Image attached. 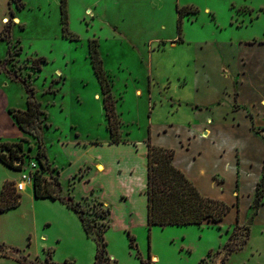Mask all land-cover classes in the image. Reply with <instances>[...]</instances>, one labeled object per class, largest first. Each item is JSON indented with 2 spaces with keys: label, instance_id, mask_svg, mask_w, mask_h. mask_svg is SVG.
Masks as SVG:
<instances>
[{
  "label": "rangeland",
  "instance_id": "obj_1",
  "mask_svg": "<svg viewBox=\"0 0 264 264\" xmlns=\"http://www.w3.org/2000/svg\"><path fill=\"white\" fill-rule=\"evenodd\" d=\"M67 10L63 24L60 0H0V63L34 87L42 110L41 134L22 131L3 107L26 110V88L0 71V136L21 142L23 161H0V184L22 194L0 213V264H95L81 217L107 241L101 264H264V0H68ZM93 39L120 120L114 144L126 145L110 144ZM149 135L203 195L231 206L221 222L148 226ZM95 157L109 163V185ZM23 171L32 182L18 190ZM37 174L61 181L83 213L33 197Z\"/></svg>",
  "mask_w": 264,
  "mask_h": 264
},
{
  "label": "trees",
  "instance_id": "obj_2",
  "mask_svg": "<svg viewBox=\"0 0 264 264\" xmlns=\"http://www.w3.org/2000/svg\"><path fill=\"white\" fill-rule=\"evenodd\" d=\"M62 22L68 20V0H60ZM22 6V5H21ZM184 13L178 10V30L181 33L182 21ZM0 40H6L3 32H0ZM178 40L182 41L181 35ZM90 54L92 57L93 68L98 81L101 85L102 92L105 94L104 103L108 119V128L111 134V142H120L119 124L120 120L116 115L114 100L112 98L110 86L107 82L106 71L103 67V60L100 57L98 44L96 39L90 41ZM41 61L45 58L38 57ZM34 66L41 69V64ZM0 71L8 74L13 80H17L23 84L27 92V109H15L10 107L8 112L14 116L19 128L26 133L41 134L42 120L40 119V102L36 100L35 89L19 74H12L6 67V63H0ZM25 138L23 137L22 140ZM148 160H147V223L149 227L159 226H187V225H203L206 222L215 224L221 222L225 216L231 211V206L225 201L205 196L200 189L191 181L183 170L174 164L175 152L171 148L157 146L152 143L151 135L147 140ZM17 146V147H15ZM21 142H0V161L12 169H22V154L19 153ZM6 150V152H5ZM38 157L47 159L46 151L43 146V139H39ZM20 159V164L17 160ZM44 164V163H43ZM262 181L264 182V166L262 169ZM34 196L36 198H52L60 200L68 206L74 208L77 212L83 213L81 208L74 200L73 195L61 196V181L57 180L56 187L52 188L49 182H43L40 174L34 175ZM13 182H5L0 192V213L18 207L22 203V194L16 190H11ZM261 194L258 192L253 201L256 210L261 205ZM83 227L89 237L98 242V248L95 256V264H101L105 257L107 241L103 232H94L92 225L81 217ZM251 221L248 223L250 225ZM248 234L251 233V227L247 228ZM4 248L0 244V249ZM5 256V255H4ZM70 264H74L70 262ZM143 264V259H142Z\"/></svg>",
  "mask_w": 264,
  "mask_h": 264
},
{
  "label": "crops",
  "instance_id": "obj_3",
  "mask_svg": "<svg viewBox=\"0 0 264 264\" xmlns=\"http://www.w3.org/2000/svg\"><path fill=\"white\" fill-rule=\"evenodd\" d=\"M19 17V16H18ZM18 17H16V21H18ZM20 18V17H19ZM20 20H21V18H20ZM11 107V104H9V103H7L6 105H4V107H3V109H4V111L6 112V114H7V116L11 119V120H13L14 121V118L12 117V115L8 112V109ZM207 120H206V123L209 125V124H212L213 122H214V120L211 118V115L210 114H207ZM210 121H212V123H210ZM15 123H16V121H15ZM17 124V123H16ZM13 125H14V123H13ZM18 125V124H17ZM204 128H206V127H204ZM4 129V128H3ZM209 129V131L211 132V134H212V130L210 129V128H208ZM203 130V129H202ZM202 132V131H201ZM201 136L203 137V134L201 133ZM0 139H2L4 142H10V141H7L8 140V138H3L2 136H0ZM12 143V142H11ZM79 142H77V144H78ZM110 144H114V143H110ZM114 145H117V146H119V145H126V144H114ZM130 145V144H129ZM145 145V151H147L148 150V145H147V143H145L144 144ZM175 158V157H174ZM93 161L94 162H96L97 163V166H96V168H97V170H98V173H99V178L98 179H100V180H102L103 181V183L105 184V185H109V181L107 180V179H102L104 176H107V173H108V167H109V163L108 162H105V161H101V160H99L97 157H95L94 159H93ZM118 165H116L117 166V171H118V169L120 168V166H121V160H120V158H118ZM108 164V165H107ZM111 167V169L114 171V167H115V165L114 164H112V166H110ZM146 174H145V176H146V180H145V189H146V187H147V164H146ZM182 170V169H181ZM186 174V173H185ZM4 182V181H3ZM3 182L0 184V188L2 189V187H3ZM102 183V184H103ZM31 188V192H32V195H33V197H35L34 196V188H33V184H31V185H29ZM82 186V185H81ZM0 189V190H1ZM118 190V189H117ZM121 192H123V190L122 189H120V191H119V193H121ZM145 196H146V200H147V194L145 193ZM36 198V197H35ZM214 198V197H213ZM219 199V198H218ZM36 200V199H35ZM147 214H148V206H147ZM156 257V256H155ZM154 257V258H155Z\"/></svg>",
  "mask_w": 264,
  "mask_h": 264
},
{
  "label": "built area",
  "instance_id": "obj_4",
  "mask_svg": "<svg viewBox=\"0 0 264 264\" xmlns=\"http://www.w3.org/2000/svg\"><path fill=\"white\" fill-rule=\"evenodd\" d=\"M36 166V164H34V167ZM32 182V176L29 172H24L22 174V179L21 182L18 183L17 185V189L18 190H23V185L24 184H30Z\"/></svg>",
  "mask_w": 264,
  "mask_h": 264
},
{
  "label": "bare ground",
  "instance_id": "obj_5",
  "mask_svg": "<svg viewBox=\"0 0 264 264\" xmlns=\"http://www.w3.org/2000/svg\"><path fill=\"white\" fill-rule=\"evenodd\" d=\"M6 20H7V19H6ZM6 20H5V21H6ZM7 21H8V20H7ZM204 133H205L206 136L209 135V131H208V130H205ZM26 188H27V186L23 185V190L26 189ZM154 259H157V256H156Z\"/></svg>",
  "mask_w": 264,
  "mask_h": 264
}]
</instances>
